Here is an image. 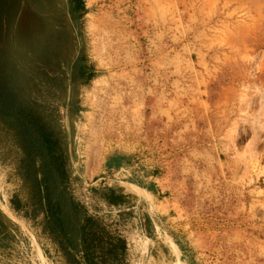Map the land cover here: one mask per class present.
Returning <instances> with one entry per match:
<instances>
[{
    "label": "rangeland",
    "instance_id": "rangeland-1",
    "mask_svg": "<svg viewBox=\"0 0 264 264\" xmlns=\"http://www.w3.org/2000/svg\"><path fill=\"white\" fill-rule=\"evenodd\" d=\"M85 6L81 27L66 0H16L0 29L59 119L74 196L126 241L115 264H264V0ZM21 15L43 27L31 45L13 41ZM81 54L96 74L87 83L68 80ZM111 153L128 154L159 194L105 168ZM18 159L0 125V210L13 235L0 236V264H65L41 216L3 201L18 189L26 198ZM108 188L124 202L107 204Z\"/></svg>",
    "mask_w": 264,
    "mask_h": 264
},
{
    "label": "trees",
    "instance_id": "trees-1",
    "mask_svg": "<svg viewBox=\"0 0 264 264\" xmlns=\"http://www.w3.org/2000/svg\"><path fill=\"white\" fill-rule=\"evenodd\" d=\"M15 1L0 0V16L12 12ZM66 2L70 19L79 21L82 27L87 13L85 0ZM42 28L39 22L21 15L13 41L31 45L33 34L42 32ZM95 75L81 54L70 67L68 80L87 83ZM33 80L20 68L11 40L0 29V125L10 132L19 150L15 173L27 193L23 201L19 189L14 190L9 205L32 220L41 216L42 231L56 245L65 264H115L124 258L126 241L74 196L63 129ZM101 197L112 205L122 204L125 198L112 188ZM9 223L0 210V236L13 237Z\"/></svg>",
    "mask_w": 264,
    "mask_h": 264
},
{
    "label": "crops",
    "instance_id": "crops-1",
    "mask_svg": "<svg viewBox=\"0 0 264 264\" xmlns=\"http://www.w3.org/2000/svg\"><path fill=\"white\" fill-rule=\"evenodd\" d=\"M104 166L107 169H129L132 174H135V179L129 180L128 182L137 185L139 188L144 190V194H147L151 197H155L159 194V191L156 189V180L152 175L148 176V179H152V184H147L143 181L146 177H143L142 174H139L137 170L132 169L131 160L128 154H119V153H111L108 154L104 160ZM141 173V172H140ZM178 246V245H177ZM179 248L180 254H182V250Z\"/></svg>",
    "mask_w": 264,
    "mask_h": 264
},
{
    "label": "built area",
    "instance_id": "built-area-1",
    "mask_svg": "<svg viewBox=\"0 0 264 264\" xmlns=\"http://www.w3.org/2000/svg\"><path fill=\"white\" fill-rule=\"evenodd\" d=\"M13 193V192H12ZM11 196H9L8 198H3V201L5 202V204H9V199ZM86 207V206H85ZM87 208V207H86ZM89 211V210H88Z\"/></svg>",
    "mask_w": 264,
    "mask_h": 264
},
{
    "label": "bare ground",
    "instance_id": "bare-ground-1",
    "mask_svg": "<svg viewBox=\"0 0 264 264\" xmlns=\"http://www.w3.org/2000/svg\"><path fill=\"white\" fill-rule=\"evenodd\" d=\"M7 211V210H6ZM8 212V211H7Z\"/></svg>",
    "mask_w": 264,
    "mask_h": 264
}]
</instances>
